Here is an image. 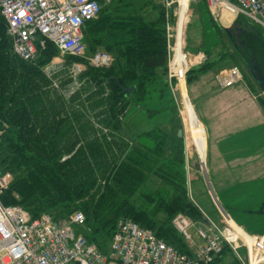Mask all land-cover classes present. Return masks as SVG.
<instances>
[{
    "label": "trees",
    "instance_id": "trees-1",
    "mask_svg": "<svg viewBox=\"0 0 264 264\" xmlns=\"http://www.w3.org/2000/svg\"><path fill=\"white\" fill-rule=\"evenodd\" d=\"M123 2L113 0L108 8L118 9L120 6L116 4ZM102 13L88 23L86 42L89 31L92 46L112 52L117 62L101 76L92 68L87 70V77L93 81L88 89L84 88L87 99L80 92L82 88L70 99L53 91L50 80L40 69L55 53L51 45L41 52L36 64L11 55L5 22L0 15V118L8 125L4 133L20 141L13 163L17 169L25 171L24 176L18 177L7 190L4 200L9 198L8 192H15L20 200L13 199L9 204H21L33 216L48 212L56 220L82 210L86 221L78 231H83L103 251H107L108 245L102 244L101 239L109 236L111 240L118 220L131 217L167 243L191 254L187 243L174 229L172 219L178 212L197 220L204 217L189 202L182 186L170 198L146 195L140 206L132 200L145 180L149 161L164 147L165 142L159 138L161 132L149 131L148 137L152 140L145 137L141 146L133 147L121 161L124 153L120 151V143L123 141H109L104 134V125L109 127L115 122L127 98L148 97L150 84L167 82L165 75L158 74V70H165L167 66L164 9L159 7L155 19L137 12L118 17L110 10ZM121 86L135 87V90L124 92ZM92 115L103 124V133L86 126L88 116ZM119 126L117 124L116 128ZM88 136L93 139L88 141ZM114 143L119 148L118 153ZM63 148L70 154L64 160L60 151ZM100 178L105 181L104 186H97ZM88 196L90 198L85 200ZM153 201L156 206L151 208L149 203ZM160 213L163 214L161 218ZM227 252L226 248L215 264L221 263Z\"/></svg>",
    "mask_w": 264,
    "mask_h": 264
},
{
    "label": "built area",
    "instance_id": "built-area-1",
    "mask_svg": "<svg viewBox=\"0 0 264 264\" xmlns=\"http://www.w3.org/2000/svg\"><path fill=\"white\" fill-rule=\"evenodd\" d=\"M112 1L0 0V15L6 24L10 54L35 63L41 52L51 45L55 50L52 58L59 66L67 64L81 69L85 63L78 64L74 58L86 55V27L98 19ZM160 1L165 4L168 18V77L179 73L182 78L181 63L189 62V54L183 42L178 45L169 22L173 15L177 16L180 0ZM195 1L190 0V4ZM205 1L215 17L224 11L248 22L253 29L259 26L264 33V0ZM175 4L176 12L170 14ZM87 58L89 64L96 68L108 67L115 61L113 55L103 50H97ZM205 59L203 55L200 61ZM191 65L188 64L187 72ZM46 76L51 83L52 76L48 72ZM242 80L243 72L237 65L217 74L221 88L234 86ZM53 84L57 85L54 79L52 87ZM5 128L7 124L0 118V141ZM12 177L10 171L0 170V264H215L228 245L238 248L236 240L242 238L239 235L234 238L229 226L220 228L209 217L197 220L181 212L173 217L172 225L187 243L191 254L180 251L158 237L152 229L129 218L118 220L107 251H103L83 231H78L86 221L82 210L56 220L48 212L33 216L21 204L6 203L4 197ZM249 259V264H252L250 249Z\"/></svg>",
    "mask_w": 264,
    "mask_h": 264
},
{
    "label": "rangeland",
    "instance_id": "rangeland-1",
    "mask_svg": "<svg viewBox=\"0 0 264 264\" xmlns=\"http://www.w3.org/2000/svg\"><path fill=\"white\" fill-rule=\"evenodd\" d=\"M123 3L124 4H116L120 6L118 9H112V6L111 8L105 7L102 14H107L110 10L115 17H118L137 12L142 13L146 16H152L153 19H155L158 16L159 7L164 9L165 16L167 13L165 4H163L160 0H124ZM171 8L172 10L170 9V14H174V11L177 8V4H175ZM219 14L220 15H218L217 17L212 15L205 0H197L190 4L188 18L184 29V37H189L188 44L192 49L205 51L207 59L200 61L201 56L199 53L201 51H198L197 54L195 52L194 55H190V57L192 58V66L191 70L188 71L186 77L188 90L189 86L192 85L194 76L200 71V68H196L198 64L194 65L195 63L199 62H201L199 63L201 64V70L204 71L212 68L216 74L218 71H221L223 69L226 70L231 66L238 65L243 69L245 75L252 80V74L247 70L246 67H244V63L237 53V50L235 49L233 43L236 40H241V42L244 41V43H246V45L248 46H257L258 48L260 47L262 49L264 47V33L259 26H257L256 29H253L248 23L246 24V21L240 20L228 34L227 32H225L224 28L227 26V23L229 24V22L225 19L223 13L220 12ZM174 17L175 16L173 15L174 22H171L173 34L176 33L175 19L177 20V16L175 18ZM165 18L167 19V17ZM4 25L6 33V24ZM91 34L92 33L88 31V49L86 55H84L83 57L74 58L78 64L85 63L84 65H82L81 69H77L67 64L61 67L57 64V61L55 62L53 60V58H51L44 64L42 63V65L40 66L42 72L45 75H47L48 72V74H50V76H52V78L56 82L57 85L53 84V91L62 94L66 99H70V97L73 96L75 92H78L81 88L82 91L80 92L85 94L86 89H88L89 85L93 82L87 77V70L92 68L91 70H93L95 74L101 76L105 74L107 69L116 65L117 60L116 62L114 61L110 66L103 68H96L89 64L87 57H90L97 50L106 51L113 55L114 58H116L112 52L106 50L101 46L94 48L89 40V38L92 36ZM168 44L169 41L167 38V47ZM247 56L251 60V54L249 53L247 54ZM177 69L180 70V66L177 65ZM159 73H162L167 77V82L157 81L158 83L150 84V93L148 94V97L139 99L136 98V96H132L130 98H127L124 102L126 104L125 108H123L121 114L115 120V122L109 125V127L104 125V134H106L109 141L110 139L123 141L120 143V145H122L120 151H123L124 153L120 157L121 161L125 159L124 157L128 155L133 147L139 146L140 143L143 142V140L145 141V137H147L148 140L151 139L150 137H148L150 136V134L148 133L149 130H155L154 133L159 130L161 132V137L159 138L161 141L165 142L164 147L160 149L161 151H156L158 153V156L154 155L152 160L149 161L148 169H145V180L141 182L135 194L132 196V200L135 201L138 206H140L142 203H144L142 197L146 195H153L157 197L163 196L170 198L172 195H174V191L182 186L187 199L195 207L200 216L209 217L220 228L224 229L228 227L229 220L224 215V213H222L220 209L215 205L216 203L209 188L210 184L208 183V178L206 176V173H204L202 169V164L199 163L197 154H194L193 156H190L188 154L184 118L181 111V94L180 90L177 89L178 86L176 78L168 77V55L166 69L158 70V74ZM210 76L212 77V75ZM53 79L51 80V84ZM216 80L217 79H215L214 75V83L212 84V87H215L216 89L221 88L218 81L216 82ZM84 88L86 89L84 90ZM54 94L56 93L54 92ZM86 96L87 94L84 95V98L87 99ZM190 97L193 100V103H199L198 101L193 99L192 96ZM89 111L94 114L91 107H89ZM88 118V125L86 126H88L91 130L98 129L103 133V130H101L103 129L101 128L103 127V124L99 122L97 117L95 119L94 115H92L91 117L88 116ZM117 124L120 125L119 128H116ZM179 130H183V137L178 136ZM90 132V135H92L93 132ZM3 135L4 136H2L0 141V170L4 169L12 173V182L9 186V189H11V186L15 182V180L20 176H24L25 171L17 169L13 163V158L16 156L15 153L18 150L16 145L19 144V139L14 135L9 134L8 132L4 133ZM93 136H88V141L93 139ZM10 137H13V139H10ZM113 145L115 146V150L118 153V146H116L115 143ZM60 151L62 152V160L70 157V154L65 148L61 149ZM26 164L27 163L24 164L25 168L27 167ZM101 178L98 180L97 186H104L105 181H101ZM8 194L9 198H7V200L5 198L8 203H11L13 199L18 201L20 200V197L17 193H13L11 191L10 193L8 192ZM89 198L90 197L88 196L85 198V200ZM79 203H81L80 200ZM149 204L151 208H154L156 206V201H153ZM225 211L227 212L228 216L234 221V223L239 227L245 229L249 235L255 237L257 236L258 238L263 236L264 217L260 216L259 218H255L252 221L254 227L262 228L256 232V229H249L247 226H245V221H243V218H241L242 213L230 212L226 209ZM159 217H163V214L160 213ZM122 218L132 219L131 217ZM197 240L199 241V243H202L199 238H197ZM109 241V236L106 239H101V243L105 244L106 247L109 244ZM236 241L238 242V248H235L233 246L235 248L233 249L228 245V252L225 255V259L219 264H249L250 247H248V245L242 238H239ZM254 257L255 252H252V258ZM260 264H264V262Z\"/></svg>",
    "mask_w": 264,
    "mask_h": 264
},
{
    "label": "crops",
    "instance_id": "crops-1",
    "mask_svg": "<svg viewBox=\"0 0 264 264\" xmlns=\"http://www.w3.org/2000/svg\"><path fill=\"white\" fill-rule=\"evenodd\" d=\"M221 13L229 22L224 28L229 34L241 19L224 11ZM167 22L168 18L166 26ZM169 22H174L173 17ZM188 42L189 37H184L183 46L189 55L201 51L192 49ZM242 42L236 40L233 44L244 67L252 74L251 68L257 65L264 75V47H252ZM249 53L251 60L247 56ZM199 54L206 56L203 50ZM199 63L194 64H198L196 68L200 71L194 76L189 90L193 99L199 102L194 104L208 130L211 186L222 206L230 212L242 213L245 226L257 232L262 228L254 227L252 221L264 217V89L253 74L252 81L240 66L243 72L241 82L227 89H216L212 87L213 77L215 75L217 79L220 71L217 74L212 68L203 71Z\"/></svg>",
    "mask_w": 264,
    "mask_h": 264
},
{
    "label": "bare ground",
    "instance_id": "bare-ground-1",
    "mask_svg": "<svg viewBox=\"0 0 264 264\" xmlns=\"http://www.w3.org/2000/svg\"><path fill=\"white\" fill-rule=\"evenodd\" d=\"M180 6L177 10V22H176V36L178 45L183 42L184 39V29L185 24L188 18L190 0H180ZM181 46V45H180ZM189 62L183 61L182 66V78L179 73L174 75L177 78V89L180 90L181 99H182V116L184 118V126L186 132V141H187V150L190 156L197 154L199 163L202 164V169L208 178L209 188L213 195L214 201L217 204L218 208L224 215L227 217L228 226L230 230L233 231V237L236 238L238 235L242 237L248 247H250V252H255V257L253 258L252 264H260L264 262V235L261 238L249 235L245 229L239 227L234 221L228 216L224 207L221 204V201L216 196L213 188L211 186L209 178V147H208V130L203 124L197 109L191 99L190 92L188 90V83L186 81L187 77V67L188 64H192V58L189 55ZM186 64V65H185ZM192 66V65H191ZM181 78V79H179ZM185 136V135H184Z\"/></svg>",
    "mask_w": 264,
    "mask_h": 264
},
{
    "label": "water",
    "instance_id": "water-1",
    "mask_svg": "<svg viewBox=\"0 0 264 264\" xmlns=\"http://www.w3.org/2000/svg\"><path fill=\"white\" fill-rule=\"evenodd\" d=\"M247 23H248V22H246V24H247ZM248 24H249V23H248ZM256 69L259 70V68H258L257 65H255V70H256ZM255 70L251 68V72H252L254 78L257 80V82H258V84L260 85V87H261L262 89H264V76H261L259 73H256ZM259 71H260V70H259ZM121 88H122V90H123L124 92H132L133 90H135V87L125 88V87L121 86ZM178 136H179V137H183V130H179V132H178Z\"/></svg>",
    "mask_w": 264,
    "mask_h": 264
},
{
    "label": "flooded vegetation",
    "instance_id": "flooded-vegetation-1",
    "mask_svg": "<svg viewBox=\"0 0 264 264\" xmlns=\"http://www.w3.org/2000/svg\"><path fill=\"white\" fill-rule=\"evenodd\" d=\"M252 69H254V70H255V65L252 67ZM255 71H256V73H259L261 76H264L263 74H261V73H262V70H261V71H259L258 69H256Z\"/></svg>",
    "mask_w": 264,
    "mask_h": 264
}]
</instances>
